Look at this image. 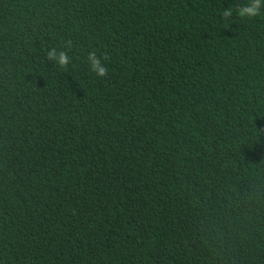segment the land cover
Here are the masks:
<instances>
[{
  "label": "trees",
  "instance_id": "trees-1",
  "mask_svg": "<svg viewBox=\"0 0 264 264\" xmlns=\"http://www.w3.org/2000/svg\"><path fill=\"white\" fill-rule=\"evenodd\" d=\"M248 3L0 0V264H264Z\"/></svg>",
  "mask_w": 264,
  "mask_h": 264
},
{
  "label": "clouds",
  "instance_id": "clouds-1",
  "mask_svg": "<svg viewBox=\"0 0 264 264\" xmlns=\"http://www.w3.org/2000/svg\"><path fill=\"white\" fill-rule=\"evenodd\" d=\"M262 8H264V0H249L248 4H244L239 10H236V15L251 19L260 15ZM232 12L233 9L231 8L224 10L222 17H228L232 14ZM70 43L71 42H69V44ZM47 59L50 61H55V63L61 68H65L70 63L67 53L61 51L57 54L56 49H51L47 52ZM87 59L91 64V70L98 77L106 76L108 69L102 63L101 58L96 56L95 51H90L88 53ZM103 59L106 60L107 56H104Z\"/></svg>",
  "mask_w": 264,
  "mask_h": 264
}]
</instances>
